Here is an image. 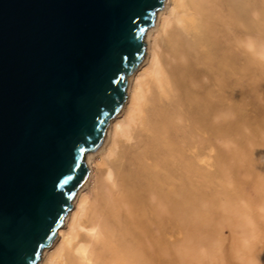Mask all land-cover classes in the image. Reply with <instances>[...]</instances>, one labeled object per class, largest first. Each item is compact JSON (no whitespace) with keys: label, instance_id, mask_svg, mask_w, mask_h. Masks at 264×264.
<instances>
[{"label":"bare ground","instance_id":"obj_1","mask_svg":"<svg viewBox=\"0 0 264 264\" xmlns=\"http://www.w3.org/2000/svg\"><path fill=\"white\" fill-rule=\"evenodd\" d=\"M144 42L38 264H264V0H164Z\"/></svg>","mask_w":264,"mask_h":264},{"label":"water","instance_id":"obj_2","mask_svg":"<svg viewBox=\"0 0 264 264\" xmlns=\"http://www.w3.org/2000/svg\"><path fill=\"white\" fill-rule=\"evenodd\" d=\"M164 0H0V264H38Z\"/></svg>","mask_w":264,"mask_h":264},{"label":"rangeland","instance_id":"obj_3","mask_svg":"<svg viewBox=\"0 0 264 264\" xmlns=\"http://www.w3.org/2000/svg\"><path fill=\"white\" fill-rule=\"evenodd\" d=\"M174 239H176V238H174Z\"/></svg>","mask_w":264,"mask_h":264}]
</instances>
